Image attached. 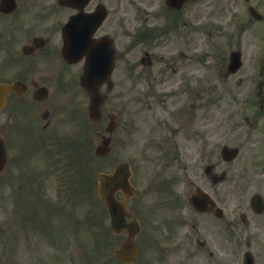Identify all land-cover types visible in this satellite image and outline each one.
Instances as JSON below:
<instances>
[{
  "label": "flooded vegetation",
  "instance_id": "obj_1",
  "mask_svg": "<svg viewBox=\"0 0 264 264\" xmlns=\"http://www.w3.org/2000/svg\"><path fill=\"white\" fill-rule=\"evenodd\" d=\"M136 1L138 0H0V87L3 86L0 91V138L4 140L9 154L24 153L25 158H29L34 152H45L55 157L59 151V138L65 135L70 137V70H82L83 67H74V64H70V55L67 57L64 54L62 31L70 23V18L81 12L89 23L96 25L98 19L94 15L103 7L106 18L94 29L92 38L109 39L117 57L119 53L116 41L124 36L130 42L128 53L137 56L143 39L139 36L132 37L127 26L133 23L146 26L150 19L148 12ZM139 1L143 3L144 0ZM247 4L246 0H233L235 7L242 5L241 13L237 19L233 18L234 25H231L233 28L241 27L237 38H221L216 39V42H213V37L214 32H219L218 26L211 22L201 26L204 24L203 13L213 12L216 20L218 16L225 18L226 13L219 14L216 9L210 11L205 6L199 8L201 15L200 20L198 19L200 27L197 29V36H209L207 41L200 40L198 43L199 52L207 57L222 58L221 62L216 60L215 64L220 70V76L227 81L235 75L226 76L227 65L220 67L226 57L240 51L245 60L252 46L262 41L260 37L264 39L262 30H259L255 39L249 36L250 15L246 11ZM165 5L167 9L170 8L166 3ZM203 8L205 11L201 12ZM182 10L181 14L184 12ZM99 16L100 13L96 17ZM164 35L165 30L161 28L159 36ZM194 47L186 52H191ZM187 59L189 62L185 65L189 69L202 66L196 56L185 57L184 60ZM141 63L151 66L149 70H152L153 62L149 54H145ZM186 70L187 68L178 71ZM136 74L139 75L136 79H142L144 73L138 71ZM239 77L241 79L237 84L242 88L239 93L247 91L248 98L234 99V95L226 103H222L221 107L218 106V98H215L212 105L204 109L201 88H196L194 98L187 91V98L182 99L178 110L175 109L173 99H168V102H172L174 112L162 121H151L148 126V133L152 135L156 134L160 123L164 129L167 158L165 174L168 175L174 169L184 178L187 168L199 164L197 180L204 182L200 184L201 188L209 192L216 203L212 210H208L211 206L209 204L207 211L197 212L190 203V196L179 195L182 201L174 200L171 205L173 228L167 222L162 224V228L166 227L169 233V236L164 237L167 246L164 253L168 255L170 251L183 249L181 234L186 231L185 214L188 209L190 214L194 213L195 222H191L190 231L185 234L186 249L194 245L185 259L194 264H234L240 259L242 250L252 252L257 264L261 260L257 251L264 248L260 246L264 243V109L261 102L264 70H243ZM122 95L118 94V100H121ZM136 100L138 98L134 99ZM244 110L247 114H244ZM139 114L136 111L134 116ZM121 115L122 113L110 116V128L116 132L133 129V123L124 122ZM98 124L97 136L104 139L107 130L104 115L99 118ZM220 143L224 145L223 149H229V154L234 150L238 151L223 169L222 163L214 161V158L219 160ZM195 147L199 157L195 156L194 161L198 163L187 166L185 153ZM223 177H230V188L227 194L215 193L218 187L215 184ZM180 183L173 179L168 185ZM208 183L211 184L210 187L202 186ZM67 185L70 188V164ZM161 207L163 206L160 204L153 206ZM219 207L223 208L222 212L218 211ZM151 216L152 219L157 218L155 212Z\"/></svg>",
  "mask_w": 264,
  "mask_h": 264
},
{
  "label": "rangeland",
  "instance_id": "obj_2",
  "mask_svg": "<svg viewBox=\"0 0 264 264\" xmlns=\"http://www.w3.org/2000/svg\"><path fill=\"white\" fill-rule=\"evenodd\" d=\"M152 1L153 0L142 1L144 8L146 6H149V4L152 3ZM156 2H159V0H156ZM209 2L210 0H207L204 5H201L203 4V2L202 3L192 2L188 6V10L184 11L185 15H184V12L183 14H178V15H174L171 12L165 13L167 14V16L166 18H164L163 23L165 26L168 25L172 28L170 33H171V40L172 41L176 40L174 45L181 44L184 41L185 49H189L190 47L193 48L195 45L198 46V42L200 38L197 36L198 33L196 32V29L193 27V24H194V21L200 18L201 13H200L199 7L205 6L210 11L217 9L218 13L222 14L224 12L226 13L227 9L230 10L234 6L230 0H214L213 2H210V3ZM261 2L264 3V0H261ZM203 11H205V8L201 10V12ZM228 12H229V16H231L232 12L231 11H228ZM206 15L209 18V22L214 23L218 21V20H214L213 16L209 14H206ZM177 21L181 22L182 27L174 29V25ZM189 24L191 25L189 26ZM251 25L254 26L253 23H251ZM190 28L193 30H190ZM223 35L224 34H221L220 32H214L213 42L218 41L216 39H221V38L222 39H232L235 37V34L233 31L230 36L224 37ZM261 45L264 46V44H261ZM259 54H260L259 55L260 61L262 63V66L261 65L260 66L263 70L264 69V54H262L261 51L259 52ZM215 59L218 60L219 62L222 61L221 57L218 59L217 58ZM226 63H227V59H225V62L220 67L226 65ZM215 66L216 67L214 71L204 70L206 71L204 76L205 78L206 77L208 78V80H206V84L208 85L216 84L217 81H220V83H218L217 85V88L215 89L216 91H214L213 89L212 92L210 93L214 95V93L217 92V96L212 97L213 99L210 103L207 104L208 105L207 108H209L212 105L215 98H218V106L221 107L222 103H226V101L230 100L231 97H234V95L236 96V94L242 90L241 86L237 84L236 78L233 77L234 80L229 78L228 81L225 80L224 78H220L219 77L220 70H218L219 68L217 67V65ZM241 70H244V68H242ZM117 75L122 76L121 70H119V72L116 73V76ZM204 97L208 98L209 96L208 94L205 93ZM235 98L236 97H234V99ZM244 114H247L246 110H244ZM126 155L128 154L116 153L114 155L115 158L114 159L111 158V161L113 162L119 158L123 159L124 157H126ZM214 161L217 163H221L220 160H217L215 158H214ZM96 162L94 163L97 164ZM108 166H109V163L106 162L102 164L101 167H108ZM222 166H225V165L222 164ZM98 170H99L98 164L96 165L94 169L90 171L89 170L86 171L83 169L82 174H83L84 180L82 179L81 181H78L80 178L76 179L77 175L75 176L73 185L74 184L78 185L74 187V192L78 199L79 205L77 206L78 213L76 214L71 213V215L74 221L80 222V223L85 222L86 224L84 230H82L81 228L77 230L78 228H76V232L74 234L75 236L72 233V231H75L74 229L72 231L70 230V235H69L68 228L65 226L64 223L61 222L59 225L58 222L49 221V223H47L44 226L43 216L41 214H39L38 212H34L32 208H30L29 211H25L21 209L20 211L21 213L19 216L21 217L22 220H23V217L27 215V213H30L32 215L30 219H34L35 223L39 224V226L43 228V229H33V231L37 233L35 240L39 241L37 242V244L41 249L45 250V249H49L52 247V241L54 239L53 233L57 232V235L59 236V240L56 242V247L59 248V250L60 249L62 250L59 252L57 249L54 250L55 255L37 253L36 249L34 248L31 249L28 246V243H30L28 242L29 237L27 235L29 231L21 232V235L19 236L17 234L15 225L4 229L6 225L5 224L6 217L7 219L9 218V215L7 214V209L10 207L9 209L11 210V212L13 210V214L11 218L14 221L18 217L17 216L18 211H15V210H16V207H18L19 205H17V202H15V199L13 198V195H12L14 193L13 189H12V192H13L12 194L8 192L9 189L7 185L8 184L7 175L6 174L0 175V264H58L59 262H64L68 259V255H67L68 250H66L67 247L68 249H70V255L74 256V258L77 259L78 254L77 252L75 253V251H78L80 256H82L83 250L76 245L78 244V241L75 242L74 240L76 238L78 239L81 238L82 242H79V244H81V246L86 249L85 252H87L86 254H84L81 264H126V263H121L113 256V250L121 242V240L124 237L122 236L116 237L111 234L107 236L105 235V237L102 234L101 236L98 237V234H101L100 232L102 229V223H101L102 217L99 218V215H101L100 210L102 208V204L101 202L99 203L95 200L96 198V183H95L96 179L94 177V173L97 172ZM140 179H141L140 183L142 184V187H144L146 185V183L143 184L145 178L140 177ZM229 184L231 185V183H226L224 187L222 188L224 193H226L227 190L230 188ZM35 189H36L35 186L28 188V190L30 191H33ZM15 192L17 193V191ZM10 194L11 196H8ZM164 195L166 194L164 193ZM19 204H21V202ZM9 209H8V212H9ZM86 212H89V213L85 215ZM168 213H171V211L168 210ZM81 217H84V219ZM96 220L98 222V225L95 222ZM106 222L107 220H105V223ZM29 229L30 228L28 226H24L23 229H20V231L29 230ZM80 230L82 231L80 232ZM95 233H98V234H95ZM150 233L144 236H143L144 233H142L141 236H139L138 242L141 245L140 259L137 260L136 262L129 263V264H166V262L168 261L170 262L171 260H173L172 257H174V255L175 257H177L178 251L173 252V253L170 252V254L167 255L166 257L162 256L160 249L164 248L166 244L164 243V241H160L161 244L158 245L155 239L161 235L159 233H155V235L152 236L150 235ZM34 245L36 246L35 243ZM260 246L261 248H263L264 243H261ZM94 248H98V250L101 248H105L106 256L105 257L97 256V252L94 250ZM93 252H95V255L93 254ZM257 252L261 258L258 264H264V248ZM159 259H162V260H159ZM35 261H38V262L35 263ZM65 264H69V262L67 261ZM70 264H80V262L70 261Z\"/></svg>",
  "mask_w": 264,
  "mask_h": 264
},
{
  "label": "water",
  "instance_id": "obj_3",
  "mask_svg": "<svg viewBox=\"0 0 264 264\" xmlns=\"http://www.w3.org/2000/svg\"><path fill=\"white\" fill-rule=\"evenodd\" d=\"M92 72H93V70H87V73H88V74H91ZM3 165H4V154H3L2 146H1V144H0V171H1L2 168H3ZM127 246H128V244L124 245L122 249L125 250ZM129 252H130V251H128V253H129Z\"/></svg>",
  "mask_w": 264,
  "mask_h": 264
}]
</instances>
